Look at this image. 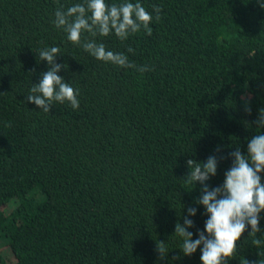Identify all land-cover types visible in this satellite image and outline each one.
<instances>
[{
	"label": "trees",
	"instance_id": "trees-1",
	"mask_svg": "<svg viewBox=\"0 0 264 264\" xmlns=\"http://www.w3.org/2000/svg\"><path fill=\"white\" fill-rule=\"evenodd\" d=\"M84 2L0 0V264H202L201 249L184 256L174 235L184 217L194 240L207 235L186 162L215 156L207 184L216 188L231 153L247 155L264 133V0H129L153 15L152 34L95 39L153 69L143 73L96 60L55 27L58 5ZM53 46L78 110L57 103L44 113L26 100L49 70L39 50ZM250 232L227 264H264V231L259 248Z\"/></svg>",
	"mask_w": 264,
	"mask_h": 264
},
{
	"label": "clouds",
	"instance_id": "clouds-1",
	"mask_svg": "<svg viewBox=\"0 0 264 264\" xmlns=\"http://www.w3.org/2000/svg\"><path fill=\"white\" fill-rule=\"evenodd\" d=\"M260 7L264 8V3ZM153 11L158 21L161 8L153 5ZM152 22L151 13L139 2L133 4L129 0L110 6L106 0H85L83 4L76 3L67 9L58 5L53 20L55 27L63 30L70 42L83 48L96 60L141 73L153 69L135 65L124 53L106 50L104 43H98L95 37H108L114 33L123 42L141 30L150 36L153 31L150 27ZM84 33L93 38H84ZM127 51L134 53L132 47H128ZM60 53L61 49L55 46L39 50V60L47 61L49 70L41 73L39 84H33L30 94L26 96L27 102L36 105L44 113H50L57 103H68L73 110L80 108L79 92L58 75L62 69L68 68L67 64L56 62ZM244 104L250 114L249 101L245 99ZM256 123L264 128V109L260 110ZM247 143V155L242 154L239 148L231 153L232 167L225 172L224 183L216 188H210L207 184L217 175L218 162L215 156H210L203 163L187 160L186 165L190 171L184 178L185 182L188 185H201L202 195L196 203L204 207L208 219L205 222L207 235L200 231L195 240L193 233L188 231L194 227L191 219L184 217L183 225L176 224L174 235L183 240L181 251L184 256H191L197 249H201L202 264H227L235 256L237 242L241 241L249 225V236L254 238L253 245L257 248L261 245V239L255 237L264 231L259 227L260 214L264 212V183L261 181V174L264 173V133L253 136ZM187 211L192 217L197 214V209L193 207ZM156 251L161 259L167 256L163 242L157 243ZM245 264L249 262L246 260Z\"/></svg>",
	"mask_w": 264,
	"mask_h": 264
}]
</instances>
